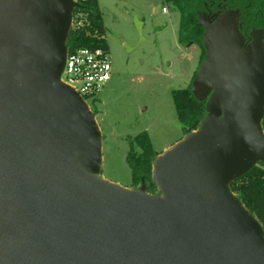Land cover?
<instances>
[{
    "label": "water",
    "instance_id": "obj_1",
    "mask_svg": "<svg viewBox=\"0 0 264 264\" xmlns=\"http://www.w3.org/2000/svg\"><path fill=\"white\" fill-rule=\"evenodd\" d=\"M76 4L0 0V264H264L230 187L264 161V31L247 40L237 10L201 18L207 114L157 156L151 194L100 177V127L61 81Z\"/></svg>",
    "mask_w": 264,
    "mask_h": 264
},
{
    "label": "rangeland",
    "instance_id": "obj_2",
    "mask_svg": "<svg viewBox=\"0 0 264 264\" xmlns=\"http://www.w3.org/2000/svg\"><path fill=\"white\" fill-rule=\"evenodd\" d=\"M98 3L113 61L111 79L87 99L102 134L99 175L132 189L128 137L146 130L159 152L184 137L172 91L192 84L203 48L179 41L180 11L166 0Z\"/></svg>",
    "mask_w": 264,
    "mask_h": 264
},
{
    "label": "trees",
    "instance_id": "obj_3",
    "mask_svg": "<svg viewBox=\"0 0 264 264\" xmlns=\"http://www.w3.org/2000/svg\"><path fill=\"white\" fill-rule=\"evenodd\" d=\"M166 1L180 11L179 41L185 45L199 44L203 48L202 62L207 55L202 38L206 32L205 26L201 23L203 16L213 18L216 13L237 10L240 31L247 40L251 38L254 30L264 31V0ZM67 47L70 51L80 47H102L110 50L98 0H77L73 10V24L67 38ZM172 97L184 136L197 130L207 114L206 101L196 98L192 91V84L173 89ZM95 101L96 99H93V102ZM262 126L264 129V117ZM128 143L126 161L131 169V187L137 188L144 182L147 192L160 193L153 179V166L161 152L155 149L149 132L145 130L128 137ZM230 187L250 212L258 218L264 229V161H260L249 172L234 179Z\"/></svg>",
    "mask_w": 264,
    "mask_h": 264
},
{
    "label": "built area",
    "instance_id": "obj_4",
    "mask_svg": "<svg viewBox=\"0 0 264 264\" xmlns=\"http://www.w3.org/2000/svg\"><path fill=\"white\" fill-rule=\"evenodd\" d=\"M162 10L168 11L167 7ZM112 69L110 50L102 47H80L71 51L68 49L61 81L76 90L87 102V98L94 97L111 79Z\"/></svg>",
    "mask_w": 264,
    "mask_h": 264
},
{
    "label": "crops",
    "instance_id": "obj_5",
    "mask_svg": "<svg viewBox=\"0 0 264 264\" xmlns=\"http://www.w3.org/2000/svg\"><path fill=\"white\" fill-rule=\"evenodd\" d=\"M170 147H171V146L167 147L165 150H167V149L170 148ZM165 150H164V151H165Z\"/></svg>",
    "mask_w": 264,
    "mask_h": 264
}]
</instances>
